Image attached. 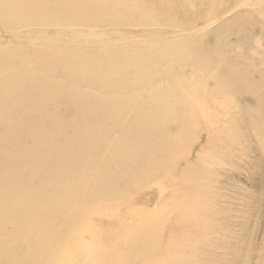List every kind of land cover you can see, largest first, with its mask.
<instances>
[{
	"label": "rangeland",
	"instance_id": "1",
	"mask_svg": "<svg viewBox=\"0 0 264 264\" xmlns=\"http://www.w3.org/2000/svg\"><path fill=\"white\" fill-rule=\"evenodd\" d=\"M94 1L0 0V114L5 110L1 106L10 101L27 118L55 112L70 131L89 126L101 130L92 145L77 144L78 151L65 139V129L45 119L27 127L21 118L14 123L19 132L12 140L0 141L25 160L20 167L0 153V179L22 170L13 189L31 192L21 196L30 208L8 214L21 216L32 226L28 231L32 241L19 244L18 256L43 253L35 264H264V2L255 6L248 0H97L102 16L98 21L97 11L88 9ZM21 2L41 10H25ZM77 6L83 10L78 19ZM115 6L122 10L115 12ZM12 11L24 16L14 25L8 19ZM106 52L110 56L104 59ZM146 54L152 55V62L130 67L122 79L108 74L131 55ZM87 55L102 69L88 80L71 66L75 62L71 58ZM19 72L28 80L18 92L9 91L7 84ZM185 91L184 97L179 94ZM155 92L157 102L149 120L159 119L163 131L148 146L144 143L148 129L135 132L133 125L139 123L136 113L152 107ZM165 92L170 93L164 96ZM47 94L52 99L39 105L37 99ZM51 130L58 133L56 150L68 152L60 164L36 175L40 163L37 157L30 159L32 137L26 133ZM5 132L0 126V133ZM122 140L130 143L120 160L99 167ZM141 142L132 148L138 156L127 166L128 148ZM75 153L82 159L71 167ZM63 173L71 179L58 185L62 188L49 203L20 187L27 181L44 186ZM11 199L4 195L0 203ZM62 201L64 205L50 210L48 218L36 213ZM166 207V214L161 213ZM6 229L13 232L12 226ZM24 230L20 226L18 232ZM86 233L99 239L91 241Z\"/></svg>",
	"mask_w": 264,
	"mask_h": 264
},
{
	"label": "bare ground",
	"instance_id": "2",
	"mask_svg": "<svg viewBox=\"0 0 264 264\" xmlns=\"http://www.w3.org/2000/svg\"><path fill=\"white\" fill-rule=\"evenodd\" d=\"M247 2H249L250 4H254L255 6H256V4L258 5V4H260V3H262V2H264V0H248ZM21 3H23V6H25V10H31V11H35V13H38L37 11H40L41 10V8H40V6L38 5V6H36V5H32L31 3H28V2H21ZM96 3H97V0H95L93 3H91L90 5H88L89 6V8L88 9H94V10H96L97 11V17L95 18L96 20L98 19V21H102V16H101V13H100V11L98 10V8H97V6H96ZM248 3V4H249ZM247 5V4H246ZM236 8V7H235ZM234 8V9H235ZM113 9L114 10H116L115 12H120L122 9H121V7H119V6H115V7H113ZM5 10V9H4ZM81 12H83V10H80L79 9V7L77 6L76 7V19H78L79 17H78V13L79 14H81ZM107 12V11H106ZM9 13V15H11L10 16V18H8L9 19V21H10V23L11 24H16L17 22H19V20L18 19H22L24 16H22V17H18V16H16V15H18L19 13H21V12H18V11H12V12H8ZM226 13V12H225ZM224 13V14H225ZM5 14H7V13H5ZM20 16V15H19ZM139 16V15H138ZM66 25H68V24H66ZM27 29V28H26ZM168 28H162L161 30H167ZM172 29H174L175 31H177V29H175V28H172ZM180 31V30H179ZM36 32V31H35ZM38 32H40L39 30H38ZM12 33V32H11ZM10 34V33H9ZM42 34V33H41ZM40 34V35H41ZM177 34V33H176ZM21 35V34H20ZM39 35V36H40ZM183 35V34H182ZM36 36H38V35H36ZM14 37V36H13ZM15 38V37H14ZM10 40H11V38H10ZM176 39H174V40H171V42H173V41H175ZM44 46V45H43ZM40 47H42V46H40ZM184 48V47H183ZM183 48H182V50H183ZM42 50V49H41ZM181 52V51H180ZM110 55H108L107 54V52L106 53H104L103 55H101V57L102 58H104V59H106V58H108ZM131 57V59L128 61V62H125V61H120L119 63H118V65L115 67V68H111L112 69V71L110 72V73H108L109 75H112V76H115V75H117V76H119L121 79L123 78V76L124 75H126L127 74V70L130 68V67H132V66H134V65H137L139 62H143V64H149V63H151L152 61H151V59L150 58H152V55H150V54H146L145 56L144 55H134L133 57H132V55L130 56ZM62 58V57H61ZM67 58L68 57H64V61H66L67 60ZM69 58H71V57H69ZM71 59H73L75 62L74 63H71L70 65L73 67V69L74 70H76L77 72H79V73H81L82 74V76L85 78V79H92L91 78V76H92V74H94L95 72H99V71H102V69L100 68V67H97L94 63H93V61L95 60L94 58H92L90 55H87V56H79L77 59H74V58H71ZM190 59V58H189ZM59 60H61V59H59ZM123 60V59H122ZM153 60V59H152ZM60 62V61H59ZM112 62V61H111ZM154 63V62H153ZM5 64H8V65H10V62H8V63H5ZM168 64V63H167ZM67 65V64H66ZM69 66V65H68ZM105 66L106 67H108L109 68V65L108 64H105ZM138 66V65H137ZM67 66H65V68H66ZM68 68V67H67ZM162 68H165L164 66L162 67ZM166 69V68H165ZM16 72H17V70H16ZM106 72V71H105ZM182 72V71H181ZM138 74H140V69H139V71H138ZM181 74V73H180ZM139 77H140V75H138ZM138 76H136L135 78L137 79V77ZM176 76V75H175ZM180 76V75H179ZM210 76V75H209ZM174 78V77H173ZM178 78V77H177ZM176 79V78H175ZM175 79H173V80H175ZM28 80V76H26V75H24L22 72H19V74H18V76H17V79H13V80H11V81H9V83L7 84V87H6V89H8L9 91H13V92H18L19 91V89L21 88V86H24V84L26 83L25 81H27ZM172 80V79H171ZM161 82V81H160ZM195 83V82H194ZM197 84V83H196ZM122 86L123 84H119L118 86ZM156 86H160V87H163L162 85H160V84H155ZM155 85H154V87H155ZM165 86H166V83H165ZM167 86H168V84H167ZM174 86V85H173ZM160 87H158V88H160ZM156 88V87H155ZM154 88V90H156L157 91V89H155ZM165 88H167V87H165ZM161 89V88H160ZM176 89V88H175ZM78 90V89H77ZM77 90H76V92H77ZM150 90H153V88H151V89H149L148 91H150ZM195 90V89H194ZM169 91V90H168ZM83 92V91H82ZM163 92V91H162ZM161 92V93H162ZM149 93V92H148ZM151 93H152V91H151ZM170 93V92H169ZM169 93H167V94H169ZM167 94H166V92H165V94H164V96H167ZM179 94H181V95H183V97H184V95L186 94V91H185V93L184 94H182V93H180L179 92ZM187 94H189V93H187ZM191 94V93H190ZM70 95H72V93L70 94ZM170 95H172V94H170ZM180 95V96H181ZM116 96V95H115ZM212 96V95H211ZM245 96V95H244ZM247 96V95H246ZM76 97H77V95H76ZM75 97V98H76ZM85 97H87V95H85ZM90 97H93L92 95L90 96ZM89 97V98H90ZM94 97H97V96H94ZM99 97V96H98ZM134 97H136V96H134ZM250 97V96H249ZM57 98V97H56ZM84 98V97H83ZM139 98V97H138ZM168 98V97H167ZM251 98V97H250ZM52 99V96L50 95V94H47L44 98L43 97H40L39 99H37V103L39 104V105H42V104H44V103H47L48 104V101H50ZM87 99H88V97H87ZM91 99V98H90ZM89 99V100H90ZM97 99V98H96ZM101 99V98H100ZM109 99H114V98H112V96H111V98H109ZM140 99H142V97L140 98ZM151 99V100H150ZM150 101H151V105L150 106H152V107H146V109L145 110H141V112L140 113H136L135 115H136V118L137 119H139V123L138 124H136V125H133V130L135 131V132H137V130L138 129H142V128H145V129H148V130H145V133L149 136V138L147 139V142H144V143H146V145H148V146H151L153 143H156L157 141H158V139H159V137H158V134L160 133V132H162L163 131V126H162V124H161V122H160V120L159 119H157L158 121H156V120H149V117H150V115H151V110H152V108H153V105L157 102V101H154L155 99H156V92L150 97ZM163 99H164V97H163ZM172 99V98H171ZM174 99V98H173ZM57 100V99H56ZM85 100V99H84ZM92 100H94L93 98H92ZM98 100H99V98H98ZM98 100H97V102H98ZM162 100V99H161ZM168 100V99H167ZM88 101V100H87ZM139 101V100H138ZM163 101V100H162ZM169 101V100H168ZM174 101V100H173ZM218 101V100H217ZM77 102H78V100H77ZM90 102V101H89ZM137 102V101H136ZM254 102H255V99H254ZM20 103H21V101H20ZM54 103V100H52V104ZM234 103V102H233ZM83 104V103H82ZM90 104V103H89ZM89 104H86V105H89ZM95 104H96V102H95ZM174 104V103H173ZM187 104H188V102H187ZM239 104V103H238ZM85 105V106H86ZM135 105V104H134ZM163 105V104H162ZM257 104H255L254 105V107L256 106ZM84 106V105H83ZM92 106V105H91ZM90 106V107H91ZM95 106V105H94ZM98 106H100V105H98ZM175 106V105H174ZM188 106H190V105H188ZM200 106H202V105H200ZM239 106H241V105H239ZM238 106V107H239ZM247 106V105H246ZM2 107H4L5 108V110L4 111H2V114H0V126H4L5 127V129H6V132L4 133V134H1L0 133V141H11L12 140V138L15 136V134H17L18 132H19V130H14V123L15 122H17L19 119H23L24 120V122H25V126H27V127H30L31 125H32V122H38V123H40V122H44V119L46 120V121H49L50 123H52L56 128H58V129H65V134H64V136H65V139H67L68 141H71L73 144H74V146H73V148H76L78 151H79V149H78V145L81 143L82 145H81V147L82 146H84V145H92L93 143H94V141L96 140V138H97V135H98V133L101 131L100 130V127L98 128L97 126H89V127H87L86 129H83V130H81L80 132H73V131H70V129H69V126L68 125H63L61 122V119L56 115V113L55 112H53V113H51V114H49V115H44V116H41V115H38L37 117H30V118H27L25 115H22L20 112L19 113H17V110L15 109V105H12V104H10V101H8V102H6L5 103V105L3 104L2 106H1V108ZM96 107V106H95ZM253 107V106H252ZM88 108V107H87ZM100 108V107H99ZM170 108V107H169ZM205 108H206V106H205ZM226 108V107H225ZM242 108V107H241ZM244 108V107H243ZM242 108V109H243ZM82 109V108H81ZM101 109V108H100ZM49 110V109H48ZM74 110H75V108H74ZM87 110V109H86ZM90 111H91V109H89ZM96 110H98V109H96ZM201 110H203L204 111V108L202 107V109ZM81 111V110H80ZM85 111V110H84ZM224 111V110H223ZM264 111V110H263ZM86 112H88V111H86ZM174 115L176 116V110L174 109ZM208 112V111H207ZM221 112H222V110H221ZM81 113V112H80ZM85 113V112H84ZM95 113V112H94ZM93 113V114H94ZM203 113V112H202ZM209 113V112H208ZM208 113H205L206 114V117H208ZM204 114V115H205ZM30 115V114H29ZM204 115H203V118H204ZM74 116V115H73ZM77 116H79V115H77ZM91 116V115H90ZM192 116H194L193 114H192ZM220 116H221V113H220ZM26 117V118H25ZM29 117V116H28ZM75 117V116H74ZM196 117V116H195ZM200 117H202V114H201V116ZM205 117V118H206ZM218 117H219V115H218ZM217 117V118H218ZM226 117V116H225ZM68 118V117H67ZM73 118V117H72ZM174 118V117H173ZM176 118V117H175ZM191 118V117H190ZM204 118V119H205ZM77 119V118H76ZM192 119V118H191ZM203 119V120H204ZM64 120V119H63ZM207 120V119H206ZM219 120V119H218ZM175 122V121H174ZM190 122H192V120L190 121ZM208 122V121H207ZM93 123V122H92ZM188 123V122H187ZM200 123V122H199ZM205 123H206V121H205ZM209 123V122H208ZM212 123V122H211ZM238 123V122H237ZM197 124H198V122H197ZM204 124V123H203ZM93 125V124H92ZM212 125V124H211ZM210 125V126H211ZM217 125V124H216ZM201 126V125H200ZM214 125H212V127H213ZM46 127V126H45ZM168 127V126H167ZM172 127V126H171ZM211 127V128H212ZM173 128V127H172ZM197 129V128H196ZM213 129V128H212ZM169 130V129H168ZM174 130V129H173ZM198 130V129H197ZM209 130H211V129H209ZM198 133V132H197ZM207 133H208V131H207ZM28 136H30V137H32V146H31V149H33V151L30 153V155H33V156H31L30 157V159L31 158H33V157H37L36 158V161H38V163H40L39 164V167L37 168V169H35V174L36 175H40V174H42V173H44L45 172V170H40V169H46V171L48 170V169H50L51 167H53L55 164L57 165V164H60L62 161H63V156H64V153L67 151L68 152V149H65L63 152H59L58 150H56V145H55V143L57 142V140H58V133H56V132H54L53 130H51V131H49V132H47V133H45V132H37V133H35V134H32V135H29L28 133H26ZM260 135V134H259ZM126 136H128V135H126ZM125 137V136H124ZM115 138H117V137H115ZM26 140V139H25ZM124 141V142H123ZM117 142V141H116ZM214 142V141H213ZM212 141H211V143H213ZM129 141H125V140H122L121 142H120V145L121 146H117L114 150H112L111 152H110V150L108 151V153H107V160H105V161H102L98 166L99 167H102L104 164H106V163H109V162H118L119 160H120V157H121V155L123 154V151H124V147L125 146H127V147H129ZM209 143H210V141H209ZM215 143V142H214ZM28 144H29V140H28ZM78 144V145H77ZM140 144H143L142 142L141 143H138V144H131V146H130V148H128V156L127 157H129V163H128V161H127V166L128 165H131L132 163H134V161L132 160L133 158H136L138 155L136 154V153H133L132 152V148L134 149V150H136V148H137V146H134V145H140ZM207 144V143H206ZM221 144V143H220ZM223 144V143H222ZM209 145V144H208ZM211 145V144H210ZM224 145V144H223ZM236 145H237V143H236ZM240 146H241V144H240ZM196 147V146H195ZM221 148V147H220ZM229 148V147H228ZM233 148V147H232ZM238 148V147H237ZM30 149V150H31ZM195 149V148H194ZM222 149V148H221ZM215 150V149H214ZM228 150V149H227ZM233 150V149H232ZM94 152H95V150H93ZM191 151H193V150H191ZM230 151H231V149H230ZM234 151V150H233ZM237 151H239V150H237ZM237 151H234L235 153L237 152ZM97 152V151H96ZM0 153H2V154H5L7 157H8V159H9V163H13V164H18L20 167H24V163H25V160L24 159H22V157L20 156L22 153H20V152H18V151H12V150H10V149H8L6 146H3V145H0ZM36 153H39L38 154V156L37 155H35ZM193 154V153H192ZM236 154H238V153H236ZM190 157V156H189ZM227 157V156H226ZM82 158H81V155H78V153H75V155H74V157H73V159H72V161L69 163V165L71 166V167H75L76 166V163L79 161V160H81ZM32 160V159H31ZM121 162V161H120ZM123 163V162H122ZM163 163V162H162ZM167 163V162H166ZM118 164V163H117ZM175 164V163H174ZM157 165V164H156ZM156 165H155V167H156ZM165 165V164H164ZM170 164L168 163V166H169ZM179 165V164H178ZM5 167H11L10 165H4ZM120 166H121V163H120ZM163 167H165L166 168V166H163ZM163 167H162V169H163ZM120 169H121V167H120ZM155 170L157 169V168H154ZM172 170V169H171ZM118 171V170H117ZM117 171H115L116 173H117ZM132 171V170H131ZM165 171V170H164ZM173 171V170H172ZM83 172H85V170L83 171ZM158 172V171H157ZM113 173H114V171H113ZM112 173V174H113ZM170 173V172H169ZM126 174H127V172H126ZM167 174V173H166ZM167 175H169V174H167ZM22 176V170H19V171H17V176H15V177H11V178H5V179H3V180H1L0 179V198L1 197H3L4 195H7L8 197H12L13 199H11V200H6V201H2L1 203H0V213H2L1 215L2 216H4V217H1L0 216V264H10L7 260H9V258L10 257H12V256H15L16 257V259L15 260H13V261H11V264H13L14 262H16V260L18 261V262H25V264H35V261H37V259H39L41 256H42V254H40V255H38V253H37V255L38 256H36L35 254H32V253H25V254H21V255H19L18 256V254H17V251H18V249H19V247L20 246H22V245H26V244H29V242L30 241H32V239H30L29 238V235H28V231H30V229H31V225L29 224V220H24L21 216H19V215H16V216H11V215H8V214H10L11 212H14V211H18V210H25L26 208L28 209V208H30V206H28V205H26V204H24L22 201H21V196L24 194V193H31V192H26V191H24V190H22V189H20V188H15V189H13V183L15 182V180H17V179H19L20 177ZM123 176V175H122ZM124 176H126V175H124ZM127 177H128V175H127ZM58 179V180H57ZM67 179V180H66ZM71 178L66 174V173H63V175H61L59 178H56V179H54V180H51L52 182L51 183H47L46 185H44V186H34V184L32 183V181H27V183H25V184H22L20 187H26L28 190H31V191H33L32 193H34V195H37V196H39L40 197V199H43V200H41L43 203H49L54 197H55V195L57 194V192L59 191V190H61V188L62 187H58V185L61 183V182H63V184L64 183H68L69 182V180H70ZM121 179V178H120ZM161 179V178H160ZM169 179V178H168ZM123 180H124V178H123ZM127 180V179H126ZM166 181H167V179H166ZM125 182V181H124ZM127 182V181H126ZM173 182H175L174 181V179H173ZM159 183H160V181H159ZM159 183H157V184H159ZM118 184V183H117ZM121 184V183H120ZM119 184V185H120ZM126 184V183H125ZM128 184V183H127ZM171 184V183H170ZM119 185H117V186H119ZM131 185V184H130ZM117 186H116V188H117ZM121 186V185H120ZM124 186V185H123ZM133 185H131L130 186V188L132 187ZM139 186V185H138ZM172 186V185H171ZM147 187H149V186H146V188ZM162 187V186H161ZM125 188V187H124ZM136 188H137V186H136ZM135 187H134V189H136ZM133 188H131V190H132ZM148 189V188H147ZM126 190V188L124 189V191ZM83 192V191H82ZM103 193H105V192H103ZM126 193H128V192H125V194ZM132 193V192H131ZM131 193H129V194H131ZM161 194V193H160ZM134 196V195H133ZM160 196V195H159ZM173 200V199H172ZM171 200V201H172ZM179 200H181L180 198H179ZM178 200V201H179ZM177 201V202H178ZM69 202V200L67 201V202H65V203H68ZM92 202V201H91ZM86 203V202H85ZM84 203V204H85ZM102 203V202H101ZM173 203V202H172ZM62 205H64V203H63V201L60 203V204H55V205H52V206H50V207H48V209L47 210H43V209H41V210H38V211H36V213L38 214V215H45L46 214V218H48V216H49V214H50V210H52V209H54V208H58L59 206H62ZM87 205V204H86ZM102 205V204H101ZM88 206H89V208H90V206L91 205H89L88 204ZM87 207V206H86ZM93 207V206H92ZM98 207V206H97ZM166 210H164V212H162L161 211V213H163V214H166L165 213V211H167V209H168V207H166L165 208ZM30 210V209H29ZM92 210V209H91ZM109 210V209H108ZM174 210V209H173ZM46 211V212H45ZM93 211V210H92ZM112 211V210H111ZM110 211V212H111ZM171 211V210H170ZM75 212V211H74ZM105 212V211H104ZM173 212V211H172ZM171 212V213H172ZM99 213V212H98ZM101 213V212H100ZM170 213V212H169ZM29 215H30V213H29ZM68 215V214H67ZM97 215V214H96ZM101 215V214H100ZM99 215V216H100ZM39 216V217H40ZM107 216H109V215H107ZM166 216V215H165ZM42 217V216H41ZM68 217V216H67ZM78 217V216H77ZM89 217V216H88ZM91 217V216H90ZM168 216H166V218H167ZM169 217H170V215H169ZM75 217H72V219H74ZM165 217L163 218V219H166ZM161 220L160 222L162 223V222H164V220ZM41 220V219H40ZM43 221H44V219H42ZM52 220H54V219H52ZM166 221V220H165ZM54 222H55V220H54ZM53 222V223H54ZM159 222V223H160ZM64 223V222H63ZM62 223V224H63ZM84 223H86V222H84ZM158 223V224H159ZM165 223V222H164ZM163 223V224H164ZM61 224V225H62ZM47 225L48 226H50L48 223H47ZM54 225H56V224H54ZM60 225V226H61ZM9 226H12V228H13V232L12 233H10L9 231L8 232H6L5 230H7L6 228L7 227H9ZM20 226H22V227H24L25 228V232L24 233H19L18 232V229H19V227ZM163 226V225H162ZM159 227V226H158ZM90 228V227H89ZM161 228V227H160ZM59 229V228H58ZM80 230H79V232L78 233H80L79 235H84V234H82L80 231H82L83 232V230H81L82 228H79ZM87 229V228H86ZM95 229V228H94ZM88 230V229H87ZM131 230V229H130ZM133 230V229H132ZM4 231H5V233H4ZM188 231H189V229H188ZM75 232V231H74ZM86 232V231H85ZM89 232H91V229H90V231ZM88 232V233H89ZM95 232H96V230H95ZM95 232H93V233H95ZM131 232V231H130ZM135 232V231H134ZM59 233H61V232H59ZM64 233H65V231H64ZM84 233V232H83ZM88 233H86L87 235H89ZM133 233V232H132ZM132 233H130V234H132ZM190 233H192V232H190ZM49 234V233H48ZM56 234V233H55ZM54 234V235H55ZM108 234V233H107ZM138 235H140L139 233H137ZM65 235H67V236H69L68 234H65ZM95 236V238L94 237H91V238H93V240L90 238V235L88 236V238H90L91 239V241H94V240H96V238H97V236H99V235H97V234H94ZM97 235V236H96ZM82 236H79V237H82ZM93 236V235H92ZM130 236H133V234L132 235H130ZM155 236V235H154ZM159 236V235H158ZM71 237V236H70ZM74 237H78L77 235L75 236H73V238ZM78 237V238H79ZM195 237V236H194ZM53 238V237H52ZM109 237H107V239H108ZM131 238V237H130ZM77 239V238H76ZM80 239V238H79ZM89 239V240H90ZM99 239V237L97 238V240ZM101 239V238H100ZM133 239V242H134V237L132 238ZM81 240H85V238H83V239H81ZM88 240V241H89ZM96 240V241H97ZM102 240V239H101ZM128 240H130L129 238H128ZM139 240V239H138ZM157 240V239H156ZM45 241V240H44ZM51 241V240H50ZM50 241H49V243H50ZM87 241V242H88ZM85 242V241H84ZM103 242H104V239H103ZM124 242V241H123ZM126 242V241H125ZM136 242H137V240H136ZM53 243V242H52ZM101 243V242H100ZM19 244H20V246H19ZM30 244H32V243H30ZM51 244V243H50ZM65 244V243H64ZM66 244H67V241H66ZM124 244V243H123ZM122 244V245H123ZM41 245V244H40ZM47 245H48V243H47ZM132 245V244H131ZM137 245V244H136ZM49 246V245H48ZM115 246H116V244H115ZM118 246V245H117ZM116 246V247H117ZM32 247V246H31ZM39 247V246H38ZM56 247V246H55ZM60 247V246H59ZM62 247V246H61ZM25 248H27V247H25ZM45 248V247H44ZM46 248H49V247H46ZM51 248V247H50ZM90 248V247H89ZM98 248V247H97ZM132 248V247H131ZM16 249V250H15ZM38 249V248H37ZM42 249V248H41ZM61 249V248H60ZM82 249V248H81ZM34 249L32 248V251H33ZM48 251H50L49 249H47ZM55 250H56V248H55ZM54 250V251H55ZM90 250H92V249H90ZM26 251V250H25ZM37 251V250H36ZM41 251H43V250H41ZM45 251H46V249H45ZM47 251V252H48ZM53 251V250H52ZM58 251H59V249H58ZM63 251V250H62ZM88 251V250H87ZM94 251V250H93ZM130 251V250H129ZM157 251V250H156ZM18 252H21V250L20 251H18ZM29 252V251H28ZM39 252H40V250H39ZM83 252V251H82ZM95 252V251H94ZM57 253V252H56ZM119 253V252H118ZM117 253V254H118ZM52 254V253H51ZM92 254V253H91ZM90 254V255H91ZM120 254V253H119ZM50 255V254H49ZM88 255V254H87ZM89 255V256H90ZM249 255V254H248ZM22 256L24 257V258H22ZM92 256V255H91ZM90 256V257H91ZM116 256V255H115ZM51 257H52V255H51ZM54 257V256H53ZM88 257V256H87ZM113 257V256H112ZM119 257V256H118ZM60 258V257H59ZM63 258H64V254H63ZM42 259V258H41ZM48 259H51V258H49L48 257ZM71 259V258H70ZM113 259V258H112ZM144 259V258H143ZM143 259H142V261H143ZM73 260V259H72ZM74 260H75V258H74ZM74 260H73V262H74ZM145 260V259H144ZM45 261H46V259H45ZM52 261V260H51ZM64 261H65V259H64ZM71 261V260H70ZM76 262L78 261L77 259L75 260ZM105 261V260H104ZM107 261H108V259H107ZM112 261V260H111ZM47 262H48V260H47ZM62 263L63 261H59V263ZM69 262V261H68ZM84 262H85V260H84ZM143 262H145V261H143ZM150 262V261H149ZM154 262V261H153ZM152 262V263H153ZM56 263V262H55ZM54 263V264H55ZM67 263V262H66ZM111 263V262H110ZM15 264V263H14ZM39 264V263H38ZM47 264H51V263H47ZM53 264V263H52ZM64 264V263H63ZM68 264V263H67ZM71 264V263H70ZM73 264V263H72ZM83 264V263H82Z\"/></svg>",
	"mask_w": 264,
	"mask_h": 264
}]
</instances>
